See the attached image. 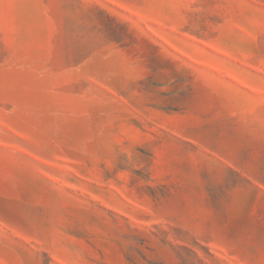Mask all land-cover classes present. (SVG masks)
Listing matches in <instances>:
<instances>
[{
	"label": "rangeland",
	"instance_id": "rangeland-1",
	"mask_svg": "<svg viewBox=\"0 0 264 264\" xmlns=\"http://www.w3.org/2000/svg\"><path fill=\"white\" fill-rule=\"evenodd\" d=\"M0 264H264V0H0Z\"/></svg>",
	"mask_w": 264,
	"mask_h": 264
}]
</instances>
